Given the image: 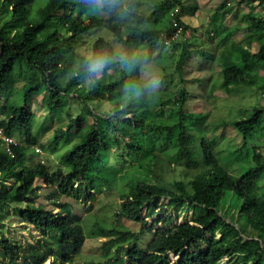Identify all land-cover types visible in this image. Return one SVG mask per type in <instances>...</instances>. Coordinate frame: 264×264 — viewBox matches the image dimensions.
Returning a JSON list of instances; mask_svg holds the SVG:
<instances>
[{"label":"trees","instance_id":"16d2710c","mask_svg":"<svg viewBox=\"0 0 264 264\" xmlns=\"http://www.w3.org/2000/svg\"><path fill=\"white\" fill-rule=\"evenodd\" d=\"M37 1L0 0V127L20 138L12 146L13 154L0 140V211L13 205L21 219L40 235L32 243L0 232L4 264H45L49 258V264H57L59 259L70 261L82 251L87 239L82 215L73 210V202L61 199L82 200L87 211L94 208L97 194L111 188L120 171L106 154L112 145L129 154H140L148 147L154 158L149 172L155 179L129 180L121 194L116 216L137 223L139 229L95 223L92 235L107 239L103 246L108 256L94 264H221L226 257L235 258L237 264H264V153L260 147H254L253 160L246 163L250 167L233 175L222 162L216 143L197 136L188 126V120H205L207 115L185 108V87H176L157 105L163 110L174 104L171 113L176 119L171 124H146L149 101L142 102L146 109L139 107L142 103L134 108L137 101L130 97L134 91H145L139 81L141 65L155 58L157 50L161 56L165 47L181 48L175 68L183 82L185 66L194 51L208 60L218 58L202 47L191 48L188 39L195 32L182 17L184 0H162L150 13L141 8V0H46L34 8ZM176 5L181 8L179 21L184 32L191 34L186 38L182 34L167 44L175 29L170 11ZM226 5L227 0L221 8ZM249 17L252 26L264 30L263 13ZM104 29L115 39L100 35ZM96 33L99 36L93 40L90 54H80L78 46ZM226 38L221 44H227ZM115 41L125 59L134 56L131 61L139 63L129 67L115 60ZM234 43L237 61L230 60L228 49L222 51L224 85H257L264 71V40L251 35L246 44ZM97 57L110 61L100 77L88 71L89 58ZM108 68L114 71L107 72ZM15 72L24 80L22 104L11 100L9 86L17 81L12 77ZM87 80L91 85L88 91H78ZM135 82L139 90L131 89ZM75 90L81 100L79 112L74 115L67 110L68 124L57 127L47 145L39 142L38 134L48 126L37 119L32 108L35 98L43 94L48 118L66 110L65 97ZM97 97L116 100L117 104L103 116L91 105ZM228 123L242 135L246 146L264 123V105H256L249 116ZM62 141L73 144L62 153V166L51 170L33 159L40 156L34 147L38 143L56 152ZM160 154H172L169 164L185 165L183 169L196 172L189 179L167 181L153 169L159 167ZM38 180L54 187L48 194L54 207L37 202ZM185 207L195 209L193 218L173 224L174 209ZM55 208L59 210L55 212Z\"/></svg>","mask_w":264,"mask_h":264},{"label":"rangeland","instance_id":"374dc122","mask_svg":"<svg viewBox=\"0 0 264 264\" xmlns=\"http://www.w3.org/2000/svg\"><path fill=\"white\" fill-rule=\"evenodd\" d=\"M46 0H38L35 3L34 8L41 6ZM142 9L146 12H151L154 6L162 0H141ZM187 1V0H186ZM191 5H200L201 11L199 13V22L196 28L198 30L194 37L188 39L191 43V48L197 47L204 48L207 52H214L218 58L216 60H208L203 56H200L197 52L188 58L185 70L183 73L184 82L180 80V76L175 68V63L179 57L181 48L174 50L172 47H165L161 56H158L159 50L156 51L154 57L149 63L141 65V79L139 80L145 88V91L140 93L134 91L135 94L130 97L136 99L135 107L142 102H148L150 110L146 116V124H171L175 121L176 117L171 113L173 103L165 106L162 110L157 105L160 100L170 97V94L176 89V87H185L188 91V100L185 105L187 110L192 112H198L206 114L205 120H188V126L195 131L197 136H206L210 140L216 143L217 152H221L222 162L228 167L233 175H239L247 170L250 163L253 160L254 147L259 146L264 153V123L257 127L254 131V136L249 139L248 144L243 146L244 139L242 135L235 129V127L227 122H231L237 119L247 117L251 114L253 108L256 105H264V71H261L260 81L257 85H237L231 84L229 86L224 85L223 68L226 66L222 57V51L227 50L230 60L237 61L236 46L234 42L247 43V40L253 35L254 39L264 40V30L251 25V19L249 14L261 15L264 14V3H257L254 5L249 0H245L239 3V0H227V5L221 8L222 2L225 0H188ZM209 4V5H207ZM253 5L255 7H253ZM208 6L211 8H208ZM211 18L210 21L208 19ZM196 18L192 17L193 22ZM198 19V18H197ZM204 21V22H203ZM203 23V24H202ZM194 32V29L192 27ZM191 33V32H190ZM100 35L114 40V36L107 29L102 30ZM98 33L92 37H86V42L78 46V51L82 55H89L91 52V45L95 38L99 36ZM228 36V39L226 38ZM226 38L227 44H221L222 40ZM118 55L115 60L122 62V51L120 44L115 41ZM246 46V45H244ZM145 49L142 50L144 52ZM146 52V51H145ZM132 56L131 60L134 59ZM225 59V58H224ZM131 60H128L131 62ZM78 62V61H77ZM113 68H108L107 72L112 73ZM14 79H17L16 83L10 84L9 89L11 91V100L22 104L24 102V80L21 77H17L16 72L12 74ZM100 75H96L100 77ZM163 75H166L163 76ZM155 79L156 86L154 88H148L147 85L150 80ZM165 79V82L163 81ZM174 79V84L172 80ZM164 82V83H163ZM133 90H139L137 83L131 84ZM90 81H85L77 87L78 91L87 92L90 87ZM78 93L76 90L71 92L70 95L65 97L66 110L59 111L52 114L51 117L46 118L45 114L48 113L45 101L43 100V94L38 95L33 101L32 108L37 112V119L39 122H45L48 126L46 130L38 134L39 142L49 143L52 134L59 126H66L69 122L67 110L71 111L74 115L79 112L81 104L78 100ZM116 100H109L104 97H97L92 106L97 107L98 113H102L106 116V112L112 107H115ZM143 104V103H142ZM144 109L145 106L139 105ZM146 109V108H145ZM132 115V112L128 115ZM54 120H51L53 119ZM48 120V121H46ZM37 129L41 130L36 124ZM35 129V131L37 130ZM40 143H38L39 145ZM73 144L71 142H61L59 144L58 151H51L44 148V155L34 156L36 162L44 158V164L48 165L51 170L62 166L61 155ZM235 146L242 147L240 151L234 150ZM148 147L140 154H129V151L122 150L119 146L107 148L106 154L111 158V163L118 166L119 172L117 174V180L113 183L111 188H106L104 192L97 194V199L94 202V208L91 211L86 210V205L82 200L74 201V199L64 196L61 200L65 202H73V210L82 215L81 222L87 234V239L82 248V251L74 256L70 261L63 262L58 260L57 264H94V262H100L107 258L108 252L103 246V243L107 240L105 237L93 236L92 231L95 223H101L107 226L116 225L122 228H132L133 230L139 229V225L126 218H119L116 216V212L121 202V194L126 192V183L136 177L155 179L152 172H149V165L154 163L152 153L148 152ZM32 154L31 151L28 152ZM125 156V159L121 155ZM121 156V157H120ZM159 167L155 165L156 173L167 181H171L175 178L189 179L196 172L194 170L187 171L184 168L185 165H171L168 163V158L173 157L171 155L160 154ZM42 162V161H41ZM161 162V163H160ZM189 175V176H188ZM264 183V179L262 180ZM37 184L39 188L40 196L37 198V202H43L44 204L54 207L52 200L48 199V194L54 189L53 186H48L43 183L42 180H38ZM5 211H0V232L6 237L14 239H20L24 242H36V238H39V233L28 223H25L19 213L15 210V207L8 206ZM55 208V212L58 211ZM195 209L185 207L180 211H173V224H178L186 220H191L194 216ZM145 214V211H144ZM150 220V219H149ZM151 222V220H150ZM0 234V238H1ZM113 252V250H112ZM175 256L172 255V259ZM51 259H47L45 264H49ZM0 264H4L3 257L0 254ZM221 264H237L235 258L226 257Z\"/></svg>","mask_w":264,"mask_h":264},{"label":"built area","instance_id":"2783aa9c","mask_svg":"<svg viewBox=\"0 0 264 264\" xmlns=\"http://www.w3.org/2000/svg\"><path fill=\"white\" fill-rule=\"evenodd\" d=\"M180 13H181V8L179 5L174 6L171 11H170V15H171V19H172V24L174 26V31L172 33V36L170 38L166 39V43L170 44L172 39H176V38H180L182 36V34L184 35V38L190 36V31L187 30L186 32H184V26L183 24L180 23ZM166 36V35H165ZM168 37V36H166ZM0 138L3 139L4 145L6 147V150L10 153L13 152V148L12 145L13 144H17V140L9 135H6L3 128L0 127ZM35 151L39 154H43L44 150L40 145H35ZM44 158L42 159V162H44Z\"/></svg>","mask_w":264,"mask_h":264},{"label":"clouds","instance_id":"9594fccd","mask_svg":"<svg viewBox=\"0 0 264 264\" xmlns=\"http://www.w3.org/2000/svg\"><path fill=\"white\" fill-rule=\"evenodd\" d=\"M97 2L98 3H101V0H97ZM124 12L125 13H127L128 11H129V9H128V6L127 5H124ZM90 59V62H89V64H88V71H89V73L92 75V76H96V75H100L101 73H103V71H104V69H105V67H106V65L110 62L108 59H106V58H103V57H97V58H89ZM122 62L123 63H125L127 66H129V67H132V66H135L137 63H139V61L138 60H133V61H131V62H129L127 59H125V58H122ZM156 86V81H155V79H152V80H150L149 81V83H148V85H147V87L148 88H154ZM4 130V129H3ZM5 132V131H4ZM5 134L6 135H8L6 132H5ZM10 136V135H9ZM12 137H14L16 140H17V142L19 143V141H20V138L19 137H15V136H12ZM0 140H1V142H2V144H3V146L5 147V145H4V142H3V139L2 138H0ZM17 143V144H18ZM13 145H15V144H13ZM12 145V146H13ZM41 146V145H40ZM42 147V146H41ZM6 148V147H5ZM43 148V147H42ZM43 150H44V148H43ZM9 154H13V152L12 153H10V152H8ZM39 154V153H38ZM43 155H44V153L41 155L40 154V156L41 157H43ZM43 159V158H42ZM42 161V160H41ZM45 162V161H44Z\"/></svg>","mask_w":264,"mask_h":264},{"label":"crops","instance_id":"0c3cea01","mask_svg":"<svg viewBox=\"0 0 264 264\" xmlns=\"http://www.w3.org/2000/svg\"><path fill=\"white\" fill-rule=\"evenodd\" d=\"M184 4H185V10L183 11L182 17L190 26L193 27L194 32L196 33V31L198 30V28H196V26L198 25L199 22H202L199 20V17H200L199 13L202 9H201L200 5H191V3L188 0L187 1L184 0ZM207 5H209V4H207ZM208 8H210V7L208 6ZM147 13H150V12H147ZM192 17L196 18L195 22H193ZM210 20H211V18L208 19V21H210ZM167 22H168V18H167Z\"/></svg>","mask_w":264,"mask_h":264}]
</instances>
